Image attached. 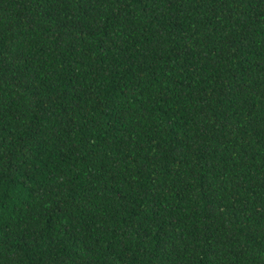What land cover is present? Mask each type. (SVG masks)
<instances>
[{
	"label": "trees",
	"instance_id": "1",
	"mask_svg": "<svg viewBox=\"0 0 264 264\" xmlns=\"http://www.w3.org/2000/svg\"><path fill=\"white\" fill-rule=\"evenodd\" d=\"M0 264H264V0H0Z\"/></svg>",
	"mask_w": 264,
	"mask_h": 264
}]
</instances>
